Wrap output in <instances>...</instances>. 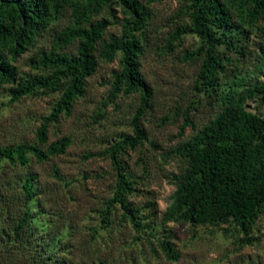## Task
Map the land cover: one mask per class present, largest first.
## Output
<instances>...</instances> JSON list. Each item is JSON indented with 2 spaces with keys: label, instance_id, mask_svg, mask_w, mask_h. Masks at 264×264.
<instances>
[{
  "label": "rangeland",
  "instance_id": "obj_1",
  "mask_svg": "<svg viewBox=\"0 0 264 264\" xmlns=\"http://www.w3.org/2000/svg\"><path fill=\"white\" fill-rule=\"evenodd\" d=\"M137 1L148 12L140 71L152 89V97L148 110L139 119L146 139L142 145L127 150L122 159L135 186L128 200L139 210L145 230H135L121 218L117 207L112 210L109 225L102 221L105 202L114 189L115 173L107 156L95 155L132 135L131 121L139 106L138 93L122 91L115 98L109 96L114 75L120 70L117 54L112 62L98 58L95 72L86 80L84 95L49 127L48 141L42 148L68 137L70 144L64 154L41 163L29 154L25 166L0 162V264H264V207L250 234L258 241L250 246H240V236L226 230L225 225L169 224L167 231L161 226L162 214L177 186L174 177L186 168V161L174 150L221 112L224 103L217 93L232 88L239 94L249 93L256 84L264 82L259 50L263 34L256 28L240 27L232 12L229 32L237 41L236 47H218L223 64L216 89L198 93L194 83L202 57L194 61L181 58L199 48V38L184 34L171 52H164L170 34L189 24L184 1ZM113 9L114 15L104 8L91 19L92 24L100 19L110 22L97 43L96 56L103 43L119 37L123 20L128 18L120 6L114 5ZM72 19V9L65 4L35 43L10 61L17 82L39 73L30 68V58L49 52L53 37ZM259 27L264 29V21ZM76 49L74 41L63 52L72 56ZM10 89L11 85L0 88V147L34 145L41 118L51 112L60 91L14 101ZM244 106L264 119V106L258 99H248ZM186 111L190 122L187 126ZM53 168L58 170L61 181L53 177ZM29 175L36 177L37 196L26 206L20 187ZM25 208L29 221L15 233ZM167 233L179 254L174 262L167 261L158 247V241Z\"/></svg>",
  "mask_w": 264,
  "mask_h": 264
},
{
  "label": "trees",
  "instance_id": "obj_2",
  "mask_svg": "<svg viewBox=\"0 0 264 264\" xmlns=\"http://www.w3.org/2000/svg\"><path fill=\"white\" fill-rule=\"evenodd\" d=\"M162 1L146 0V3ZM183 1L189 24L177 27L170 34L164 52H171L184 34H194L199 38L200 46L185 53L181 60L194 61L202 57L194 90L198 93L215 91L216 78L223 64L218 47L223 45L231 50L237 44L229 32L233 25L232 12L240 27L245 30L256 28L264 37V29L259 27L264 21V0ZM65 4L72 9V21L53 37L49 52L30 58V68L39 73L17 82L10 61L16 60L35 43L40 32L57 18ZM114 5L120 6L128 18L123 20L119 37L103 43L96 56L97 43L110 22L100 19L92 24L91 19L104 8L114 15ZM147 20L146 7L137 0H0V88L11 85L10 95L14 101L42 92L60 91L51 112L41 118L36 129V144L0 147V162L5 160L25 166L29 154L39 163L64 154L70 144L68 137L42 148L47 144L49 127L84 95L86 80L95 72L98 58L112 62L120 54V70L114 75L109 96L115 98L122 91L139 94V106L131 121L132 135L122 137L95 156H107L115 173L112 196L105 202L102 212L103 223L110 224L112 210L117 207L121 218L137 231L145 228L139 210L128 200L135 192V186L122 157L146 139L139 119L148 110L152 97V89L140 71L142 36ZM74 41H77L76 53L70 56L63 52ZM259 50L264 66V42ZM217 94L224 103L221 112L174 150V154L186 161V168L183 174L174 177L177 186L162 214L161 226L167 231L169 224L225 225L226 230L240 236V246H250L258 241L250 234L253 222L264 207V119L246 110L244 105L248 99H258L264 106V82L256 84L249 93L239 94L232 88ZM184 124H190L188 111L184 114ZM53 177L62 180L56 168H53ZM35 180L34 175H29L21 183L26 206L37 196ZM29 216L25 208L15 233L24 229ZM169 239L171 235L167 233L158 241V247L167 261L174 262L179 254Z\"/></svg>",
  "mask_w": 264,
  "mask_h": 264
}]
</instances>
